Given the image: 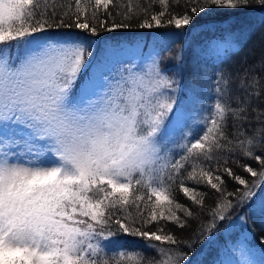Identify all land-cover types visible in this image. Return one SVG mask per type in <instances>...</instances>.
I'll use <instances>...</instances> for the list:
<instances>
[{
    "label": "snow or ice",
    "instance_id": "1",
    "mask_svg": "<svg viewBox=\"0 0 264 264\" xmlns=\"http://www.w3.org/2000/svg\"><path fill=\"white\" fill-rule=\"evenodd\" d=\"M256 7L264 0H0V264H182L180 246L192 244L168 222L198 221L200 235H211L235 209H251L264 188V110L252 109L255 122L247 114L264 92L255 66L240 79L235 107L233 78L220 69L196 120L202 131L177 136L187 116L177 108L179 70L165 60L179 56L160 40H105L93 56L101 33L133 22L182 33L208 11ZM239 46L226 32L193 56L223 63ZM200 186L218 194L213 206ZM121 234L144 248L109 251ZM217 264H264V248L242 233Z\"/></svg>",
    "mask_w": 264,
    "mask_h": 264
},
{
    "label": "trees",
    "instance_id": "2",
    "mask_svg": "<svg viewBox=\"0 0 264 264\" xmlns=\"http://www.w3.org/2000/svg\"><path fill=\"white\" fill-rule=\"evenodd\" d=\"M208 24L216 26L215 33L202 30L201 26ZM226 32L234 33L240 45L238 50L229 55L228 59L224 60L223 63H206L194 58L193 49L197 45L203 44L205 40L210 39L213 35L222 37ZM173 33H178V30L174 28L142 30L135 26V22H133V27L130 29L119 30L115 33H101L97 40L93 62L99 57L105 40L128 42L138 40H147L149 42L155 40L163 41L170 48L174 57H180L178 61L175 59L165 60V67H175L179 70L180 88L177 92L179 97L186 96L188 89L194 90L196 94L200 95L199 99L203 102L202 111H206L209 103L213 101V81L216 80V74L220 69H223L225 73L231 74L233 78L230 83L233 107L236 106V97L241 96V90L238 85L247 70L255 66L256 74L264 77V68L260 65L261 60L264 59V40L261 39V34L264 33V9L258 7L235 11L214 9L195 17L193 22L182 33L172 35ZM173 41L175 42L173 43ZM250 79L251 73L245 78V82L247 83ZM198 87L201 93L197 91ZM253 108L264 110V92H262L260 100H252L247 113L249 118L255 122L256 112L252 111ZM231 123L230 119L229 133L232 131ZM202 128L203 126L199 124L193 130V133L199 134ZM238 158L243 162L242 157ZM231 166L238 172L242 171L237 169L235 165ZM245 178L251 179L248 174H245ZM187 184L192 186L191 182H187ZM233 187L234 182L229 185V190H232ZM199 190L208 192L205 204L206 206H213L218 196L215 190L205 189L203 186H200ZM263 195L264 188H261L250 202L251 209L247 205L243 208H237L231 213L229 219L217 221V227L211 235L207 232L200 235L198 221H190L189 226L184 229H180L178 226L168 222L167 227L172 234L192 244V247H188L187 244L180 246V250L187 255V259L182 264H210L217 253L218 246L228 237L234 236L243 230L251 236V242L257 249L264 248V231L260 227L259 218L251 214L255 203ZM177 202L191 205V201L180 192H177ZM194 207L198 208V206ZM177 214L181 215V213ZM241 217H244V220ZM201 220L204 222L208 220L207 209H205V214L201 217ZM197 236H199V240H197ZM145 243L146 241L140 237H130L127 234H121L113 239L108 246L110 247L109 251L116 248H121L125 251H140L144 248ZM155 243L159 244V242Z\"/></svg>",
    "mask_w": 264,
    "mask_h": 264
},
{
    "label": "rangeland",
    "instance_id": "3",
    "mask_svg": "<svg viewBox=\"0 0 264 264\" xmlns=\"http://www.w3.org/2000/svg\"><path fill=\"white\" fill-rule=\"evenodd\" d=\"M138 41H143V40H138ZM122 59H126V57H122ZM197 91L201 93V90L199 87H198ZM202 95H203V97H205L204 94H202ZM176 96H177V108L179 110H182L187 116V119L183 122L182 126L175 127L172 129V132L175 135L179 136L184 131L191 130L193 132V130L199 125L198 123H196V120L201 115L203 102L199 99L200 95L196 94L194 90H190V89H188L186 91V96L179 97L178 93L176 94ZM190 126H191V128H190ZM262 201H264V195L261 199H259L255 203L254 207L252 208V210H255V211L251 210V214L254 216H257L259 218L260 227L264 231V211H261V209H260V204ZM243 232H245V230L240 231L238 234H236L234 236L228 237L224 242H222L218 246L217 253H216L214 259L210 262V264H217V260L221 256V250L224 247L225 243L229 242L231 244H235ZM246 234H247V240L250 243V245L253 246L257 251H259V249H257L252 244L251 239H250L251 236L248 233H246ZM108 250H110L109 246H108ZM255 259L257 261H259L261 259V257L259 255H257L255 257Z\"/></svg>",
    "mask_w": 264,
    "mask_h": 264
}]
</instances>
